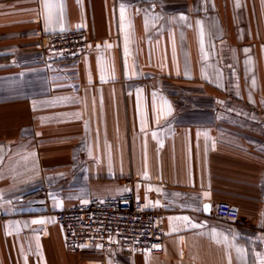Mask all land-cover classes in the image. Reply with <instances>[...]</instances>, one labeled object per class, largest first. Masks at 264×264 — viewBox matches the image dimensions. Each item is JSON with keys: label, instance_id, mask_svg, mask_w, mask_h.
Masks as SVG:
<instances>
[{"label": "crops", "instance_id": "crops-1", "mask_svg": "<svg viewBox=\"0 0 264 264\" xmlns=\"http://www.w3.org/2000/svg\"><path fill=\"white\" fill-rule=\"evenodd\" d=\"M130 179L160 254L67 251L55 212ZM0 264H264V0H0Z\"/></svg>", "mask_w": 264, "mask_h": 264}, {"label": "built area", "instance_id": "built-area-1", "mask_svg": "<svg viewBox=\"0 0 264 264\" xmlns=\"http://www.w3.org/2000/svg\"><path fill=\"white\" fill-rule=\"evenodd\" d=\"M39 38L41 51L67 59L83 54L88 47V37L80 28L45 33ZM131 185L130 179L124 182L127 191L92 196L86 202L55 212L67 251L78 253L85 247L98 246L160 254L164 244L163 212L148 208L145 201L130 190ZM210 214L213 220L222 223L239 217L237 209L226 201L217 203Z\"/></svg>", "mask_w": 264, "mask_h": 264}, {"label": "snow or ice", "instance_id": "snow-or-ice-1", "mask_svg": "<svg viewBox=\"0 0 264 264\" xmlns=\"http://www.w3.org/2000/svg\"><path fill=\"white\" fill-rule=\"evenodd\" d=\"M123 7L121 8V14H122V17H123ZM183 19V17H181ZM158 122V121H157ZM204 209L205 211L209 210L210 209V205H205L204 206ZM185 220H187V217L184 218ZM33 223H44V221H33Z\"/></svg>", "mask_w": 264, "mask_h": 264}]
</instances>
